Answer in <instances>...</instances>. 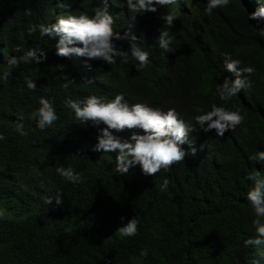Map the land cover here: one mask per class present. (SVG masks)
Masks as SVG:
<instances>
[{
    "label": "trees",
    "instance_id": "obj_1",
    "mask_svg": "<svg viewBox=\"0 0 264 264\" xmlns=\"http://www.w3.org/2000/svg\"><path fill=\"white\" fill-rule=\"evenodd\" d=\"M36 1L0 0V72L10 73L0 81V131L5 136L0 140V207L7 209L0 216V264H264V246L243 245L253 234L246 175L258 171L264 176V161L246 158L264 146V33L257 31L264 22L247 19L258 3L231 0L210 15L203 12L205 0L159 6L155 24L168 29L170 50H160L146 34L139 42L150 54L143 69L136 70L131 58L121 63L118 57L112 65L94 62L87 69L95 76L90 82L78 75L69 56L55 54V38L27 31L41 8ZM72 11H87L84 1L76 0ZM169 11L175 18L166 25L162 17ZM17 44L43 48L47 58L38 64H5L4 57L19 54L12 52ZM118 46L126 50L129 43ZM225 51L256 69L249 76L251 86L227 102L215 94L216 82L231 76L222 63ZM24 76L37 87H23ZM68 78L74 83L61 88ZM97 80H116L114 90L175 107L192 123L198 111L213 103L238 107L244 120L223 136L194 130L204 147L216 148L210 158L178 165L180 171L154 175L146 183L129 173L116 177L93 162V152L85 149L89 128L62 103L66 94L98 95L99 89L106 95L97 89ZM40 95L53 97L58 113L45 129L30 118ZM21 117L22 136L14 130ZM60 164H71L84 181H64L55 172ZM165 177L168 183L162 187ZM58 188L62 206L43 203L42 197ZM121 215L136 216L134 236L115 231Z\"/></svg>",
    "mask_w": 264,
    "mask_h": 264
},
{
    "label": "clouds",
    "instance_id": "obj_2",
    "mask_svg": "<svg viewBox=\"0 0 264 264\" xmlns=\"http://www.w3.org/2000/svg\"><path fill=\"white\" fill-rule=\"evenodd\" d=\"M40 11L33 13L32 24L28 27L29 34L37 33L44 38H55L53 47L58 56H69L74 69L83 79L90 77L87 69L94 62L115 64L117 58L121 63L134 61L136 70L143 69L149 61V51L141 46L142 38L151 35L160 50L169 51L172 40L167 36L166 27H157L156 10L159 6L173 3V0H83L87 11L73 12L76 0H39ZM231 0H205L203 12L210 15L214 9L226 7ZM258 6L247 12V19L256 20L257 24L264 22V0H255ZM154 16H151V14ZM150 18H153L150 20ZM166 25H171L175 14L171 11L163 15ZM39 19L42 23H40ZM158 20V19H157ZM257 29V28H256ZM264 33V26L257 29ZM129 43L125 50L118 46ZM13 53L4 57V63L17 65L38 64L47 58L43 48L14 46ZM224 69L231 74L216 82L215 94L221 101H230L241 90L251 86L250 74L256 71L252 64H244L230 52H222ZM101 59V61H100ZM10 73L0 72V81H7ZM86 81L92 82V79ZM74 79H65L60 87L68 89ZM117 81L97 80V89L101 87L106 95L90 93L73 97L66 94L63 105L72 111L76 121L85 123L89 128L90 144L85 148L93 152V162L101 172L116 177L123 174H133L136 182H148L154 175H162L189 164L197 158L212 157L216 153L214 145L204 147L197 138L198 133L215 131L216 136H223L226 130H235L244 120V115L238 107H228L225 104H211L210 108L198 111L189 122L175 107H159L152 99L137 96L127 97L122 91L114 90ZM23 87L35 89L36 82L29 76L23 77ZM38 106L30 113L35 126L45 129L58 119L55 99L51 96L37 97ZM15 131L24 135L23 117L14 121ZM5 138L0 131V140ZM84 141L82 142V144ZM247 160L252 163L264 161V146L247 154ZM180 165V166H178ZM55 172L64 181L80 184L84 176L71 164L55 167ZM246 179L251 181L245 196L251 208V224L253 234L243 239L246 248L264 246V176L259 172H248ZM165 177L162 187L167 186ZM43 203L51 207L62 206L63 194L58 188L54 195H44ZM7 209L0 207V216ZM121 223L115 229L121 237H131L137 233L138 220L135 215L120 216Z\"/></svg>",
    "mask_w": 264,
    "mask_h": 264
}]
</instances>
